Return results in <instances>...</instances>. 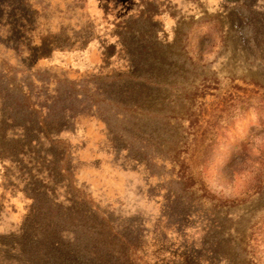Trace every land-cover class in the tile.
Listing matches in <instances>:
<instances>
[{"label": "rangeland", "instance_id": "374dc122", "mask_svg": "<svg viewBox=\"0 0 264 264\" xmlns=\"http://www.w3.org/2000/svg\"><path fill=\"white\" fill-rule=\"evenodd\" d=\"M43 43L51 52L29 61L28 47ZM125 44L142 55V75L154 83L174 81L181 93L128 81ZM5 80L28 87L32 104L47 105L58 93L73 97L72 108L83 114L61 134L65 147L43 132L30 144L5 121L0 101V254L9 247L14 256L10 250L21 247L23 228L35 233L49 225L39 220L59 206L68 216L74 210L110 219L116 231L138 237L139 264H173L183 246L201 247L207 227L217 226L188 216L191 210L212 216L232 238L238 228L253 264H264V190L255 193L264 174L258 161L264 100L250 106L229 99L263 93L255 83L264 86V0H0V95ZM125 86L166 97L155 108L160 112H169V99L178 97L175 113L184 120L139 115L135 124L106 101ZM193 114L202 115L200 127L208 131L207 141L191 149L201 152L195 171L213 204L204 205V193L184 191L173 173L174 152L186 150ZM138 130L174 138L156 147ZM29 195L38 197L32 213ZM221 204L227 208L218 209ZM233 242L225 246L230 254Z\"/></svg>", "mask_w": 264, "mask_h": 264}, {"label": "trees", "instance_id": "16d2710c", "mask_svg": "<svg viewBox=\"0 0 264 264\" xmlns=\"http://www.w3.org/2000/svg\"><path fill=\"white\" fill-rule=\"evenodd\" d=\"M5 13L6 11H4V14ZM248 29L251 34L255 36L259 35L260 30L257 31V27L252 23L248 25ZM243 30L244 28H241V32ZM47 46L48 45L43 43L34 48L28 47L30 51L29 61H32L36 55L40 57L48 55L51 52V48ZM123 50L129 61V70L125 73L128 81L134 83L135 86L137 85L135 83L145 81L148 85L156 87L163 86L168 89H173L174 93L177 95L181 93V91L176 88L178 85L177 83L174 84V81L169 84L160 82L154 83L155 81H153V79H148L146 76L142 75L143 73L140 69L145 66L140 60V56L142 55L138 57L131 47L126 44ZM108 52L110 55L112 54L110 48ZM178 74L179 73H174L171 80L177 77ZM176 80L177 79H175V81ZM5 83L6 90L4 93H1L0 101H3L1 104L2 113L5 115L7 114L5 121L10 123L12 131L18 130V132H21L22 135L20 138L27 139L30 144H33L34 138L39 137L40 132H43L46 138L64 146L62 139H60L61 134L70 130L75 120L83 114L79 111H74L72 108V104L75 103L76 99L72 97L67 100L62 93H58L57 97L50 99L47 105L32 104V91L28 89V87H26L25 90L21 85H16L15 82H8L5 80ZM255 84L263 90V93L258 90H252L250 91L249 98L240 96L234 98L231 96L229 98L230 101L235 102L234 100L238 99L239 103H249L250 106V102L256 100L263 101L264 86L258 82ZM141 96L143 97L138 99ZM175 98L177 99L178 97ZM175 98H173V100L169 99V105H172L169 112H160L155 108L159 107V101L165 103L167 101L166 97L161 100L154 90L144 92L142 89L125 86L119 92L110 93L106 101L110 106L124 109V111L130 113V115L134 117L135 124L139 123L137 118L139 115H145L154 120L158 118L162 120V118H164V121L168 120L171 124L172 121L181 122L184 120L178 119V115L175 113L178 107V101H175ZM43 111H45V115L42 114ZM201 116V114H193L187 119L190 126L188 139L184 143L186 150L183 152L175 151L172 164L176 181H178L179 185L184 187V191L189 192L192 196H196L197 193H204L202 194L203 197H205L203 203L207 205L213 203H208L210 199L206 195L207 190L204 187L205 185L202 183L197 173L199 171H195L198 166V161L200 160L201 152L196 149H191L192 145L207 141L208 131L200 127ZM227 117L229 116L227 115ZM138 132H140L142 137L147 139L146 141L156 147H161L167 139L174 138L170 134L166 138L165 135L158 134L156 131L141 132L138 130ZM138 139L139 138L136 140ZM53 145H55V143ZM134 145L136 146V143H134ZM63 146H60V149H62L61 160L66 159V148L63 149ZM140 150L147 152L148 147L143 145ZM63 153L65 154L64 156ZM258 161L259 165L264 167V152ZM138 162L140 164L142 160H138ZM252 162L254 164L257 163L253 160ZM68 167L69 166H67V170H69ZM177 167H179V171H177ZM75 168H77V166H75ZM261 176H263V179H261ZM258 177L255 193L260 196L264 190V174L259 173ZM77 183L84 186V183H82L79 178ZM29 196L32 199L30 212L32 213L34 208L38 205V197H34V195ZM181 199L182 197L180 195L175 198V200ZM216 203L221 202L217 201ZM55 207H57L55 211L50 215H43L42 219L39 220V224L49 220L47 222L49 225H40L35 233H30L28 231L29 229L23 228L21 247L18 248L17 244L12 245L10 253H13L14 256L9 255V247H7L8 251L0 254V264H139V257L137 256L139 247L136 245L135 241L138 237H134L124 231H116L110 219L100 218L94 214L85 215L83 212L74 210H70V216H68L67 214L69 212L65 214L60 210L59 206ZM217 208L225 209L227 208V204H221L217 206ZM190 214L199 215V219H201L204 224L211 223L217 226L207 227L205 232L208 240H203L201 247H193L187 244L183 246L185 250L173 264H253V258H250L247 247L244 245V233L240 234L238 228L234 230V238H232L226 231H223L224 228L216 219L213 221L209 219L212 218V216L206 215L202 213V211L193 212L191 210L188 216ZM224 215L225 217L229 216L228 213H224L223 216ZM186 216L178 215V218L184 219ZM181 224L182 223L179 222L176 223V228H179V234L185 231V229H182ZM215 229H219L220 232L217 234ZM236 237H240V245L236 243ZM230 241H234L232 254L225 251L226 243Z\"/></svg>", "mask_w": 264, "mask_h": 264}]
</instances>
